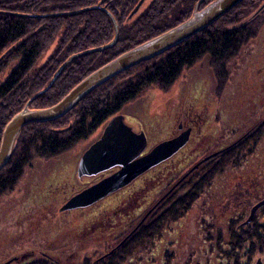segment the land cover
I'll list each match as a JSON object with an SVG mask.
<instances>
[{"label": "rangeland", "instance_id": "obj_1", "mask_svg": "<svg viewBox=\"0 0 264 264\" xmlns=\"http://www.w3.org/2000/svg\"><path fill=\"white\" fill-rule=\"evenodd\" d=\"M104 1L99 0L97 4H87L84 8L66 10V12L48 13V15H60L64 17L63 15H78L89 10L95 11L99 8H104L105 10L99 9L98 12H94L91 18L89 16L85 18V21L90 19L91 24L95 23L97 26L96 29L88 32L86 37L98 34L100 30L101 33L99 34L106 36L103 39L109 37V28L107 26L112 24V37L109 41L101 44L106 45L111 43L116 36L114 15H116V11L118 13L121 12L122 8L118 6L119 3L115 0L110 4L112 6H106V2L109 3L111 2L110 0ZM198 2H201V0H197L196 4ZM152 3L153 0H146L145 6H142L143 11H147ZM263 3L264 1L251 12L247 18L248 22L259 17V19L263 18L264 20V14L260 15L264 8L254 16ZM134 4L126 12L129 14V20L124 21V24L129 25V27L120 28L121 23L117 22L119 26L118 35L121 31H125L124 41L119 42L117 40L114 45L104 50L119 51L125 43H131L128 39L141 35L144 30H147V24L138 23L142 10L131 18L130 14L134 10ZM98 5L101 6L98 7ZM113 7L116 8L113 9ZM35 15L38 16L40 14ZM42 15L39 17H44ZM261 25L259 34L252 37L240 49L241 52L231 57L228 61L230 70L228 81L221 83L222 79L217 74L220 70L217 68L218 70L215 72L212 58L210 56L202 57L196 65L185 69L171 88L163 90L158 86L148 87L134 100L126 103L121 110V113L124 116L127 115L130 119L129 121H133L135 125L139 126L138 123H143L146 128L148 127L151 131L157 132L154 133V138H158L159 134H162V136L167 134L172 127L176 126L179 118L185 119L187 123L192 122L198 134L200 132L203 135L200 136L199 141L193 142L194 144L190 145L189 152L188 154L186 153L189 156L188 158L183 159L185 155L182 153L178 158L179 160L170 161L168 164L164 163V166L162 165L152 172L145 173L144 177L132 182L125 191L118 195L102 198L94 207L88 205L83 207L86 209H65L64 211H61V208L68 201L66 198L73 193H77V190L80 189L82 191L85 187L89 186L78 181L76 166L83 150L89 146L103 126L93 131L89 137L73 145L72 149L62 152L51 159H40L30 164L25 169L26 172L19 179L15 188L5 194H0V264L12 258V256L22 253L23 250H27L29 244L37 245V248H39L38 246L49 248V246L58 243L62 245V236H66L68 240L73 239L71 241L67 240V245L64 249V252L69 254L70 259L77 260L80 258L83 260L85 256L91 252L93 253L98 247V254L94 253L91 257L99 258L106 251V247H109L111 244L115 245L116 242L109 240L111 239V235H104V237L98 239H94V236L90 237L88 235L89 233L87 232H92L97 227L96 225L99 227L103 225V223L98 222L103 219V216L100 215L97 222L93 223L92 226L91 218H93L92 216L95 213H104L107 208L109 209V214L113 213L114 210L111 207L115 206V202L121 201L122 196L128 199L129 209H131V206L138 209L140 203L143 205L144 201L149 203L148 207L151 208V205L159 201L164 192L161 191V195L159 196L155 195L154 191L165 185V191L169 190L174 184V191L172 192H177L176 195L178 194V198H176L178 202L175 203H179V206L182 208H179V212H177L180 214L176 215L179 227L175 228L177 226L175 218L165 220L162 217L161 220L157 219V221L153 219L152 222H148L151 226L155 224L151 227V229L153 228L152 233L149 234L145 242L142 240L139 246H136V249L142 252V249L146 245L150 247L153 245L154 240L156 241L160 236H164L166 246L162 248L171 250L175 247L177 250V255L173 258L169 255L168 251L167 262L164 261L166 264H198L199 262L201 264H219L218 251H221V248H210L209 245L214 243L213 241L211 242V236L216 237L220 230L223 231V235L227 236L230 224L232 225L230 228L250 225L255 218H261L260 214L262 215V213L260 208L264 206H261L256 211L254 218L249 223L243 224L249 217L252 207L264 198V133L256 144H254L253 138L251 144L250 140L245 142L243 140L245 136L242 135L251 134L252 129L250 128L253 127L252 125L256 124V121H259L260 118L264 119V23ZM59 38L56 36L54 41L49 40L45 47L42 48L44 51L41 53L36 66L39 67L45 64L51 58L60 60V58L66 55L64 54L66 53L64 49L61 48ZM67 46L66 44L63 45V47ZM98 47L100 46L89 48ZM75 54L77 53L68 55L66 60L61 62L57 69L67 62L69 57ZM4 57L0 56V64L3 63L1 59ZM79 57H75L73 61L78 60ZM20 62L21 57L18 56L9 60L8 66L1 72L0 83L8 77L10 71ZM72 62L66 66L64 72H66V69H68ZM20 110L16 111V113ZM248 129L249 132H247ZM240 136L242 139H239V142L241 141L243 144L240 148L243 150V154L240 157L241 166L234 167V165L230 164L231 166H225L222 174L216 173L215 169H213V164L217 155L214 157H211V155L205 157V155L210 152L213 153L218 147L224 146L225 143L226 145L233 143L235 147L236 143H239L236 139ZM244 143L247 144V148ZM190 157L193 158L192 161H189L192 162L190 165L204 159V157L206 159L207 157L211 158L206 163L208 169L199 171L201 173L206 172L204 174H207V177L199 183L194 178L190 182L194 184L193 187L185 184L193 177L186 182L183 180L185 177L183 174L187 168L184 164L187 163ZM166 167L173 169V171L170 173H168V170L164 171ZM214 173L217 176L216 174L214 176ZM208 179H211L212 183H206ZM182 181L185 182L183 187H177ZM47 193L51 194L47 195ZM111 198L114 199L113 205H109V203H112ZM190 202L192 203L191 205H189ZM128 203H124V205ZM173 203V201L172 203H166L157 209V211L160 213L163 210L165 214L168 207L172 206ZM208 203L210 207L206 208L207 206L205 205H208ZM184 211L188 212L181 217V212ZM138 218H132L134 220L132 222L133 226L139 222L140 219ZM242 219L245 220L239 225ZM212 223L215 228L209 230L212 227ZM86 224L90 225V227L86 228ZM81 228L87 230V232L82 231L85 235L87 234L86 236L75 233ZM128 231L126 230L125 233ZM54 236L57 237V241L54 238V242H52L50 238ZM106 240H109V243ZM168 240H173V242L169 245ZM129 256L130 254L127 256L124 264H130ZM259 258L262 259V264H264V253L254 256L251 264H255ZM164 262L155 260L153 264H164ZM145 263L144 260L139 262V264Z\"/></svg>", "mask_w": 264, "mask_h": 264}, {"label": "trees", "instance_id": "obj_2", "mask_svg": "<svg viewBox=\"0 0 264 264\" xmlns=\"http://www.w3.org/2000/svg\"><path fill=\"white\" fill-rule=\"evenodd\" d=\"M98 1L0 0V56H5L1 59L3 63L0 64V75L3 69L8 66L11 58L21 57V62L0 83V144L6 123L16 111L26 105L29 98L47 86L57 71V67L66 60L68 55L87 50L89 47L100 46L112 37V24L107 26L109 28L107 39H103L106 37L104 34H99L100 30L98 31L99 35L86 37V34L92 29H96L97 26L95 23L92 25L90 19L85 21V18L88 16L91 18L92 14L98 12L99 9L89 10L78 15H63L64 17L48 15V13L76 10L86 7L87 4H97ZM115 1L122 8V11L120 10L119 13L116 11L115 15L118 22L121 23L120 28L129 27L124 24L129 16L126 12L135 3L134 7L138 0ZM196 1L155 0L146 13L139 18L138 23L147 24V30H144L141 35L128 39L131 43L124 42L125 45L119 51L101 50L80 56L78 60L69 65L66 72L56 80L54 85L31 102L30 106L42 108L55 104L69 92L70 88L102 64L182 22L194 12ZM262 1L264 0L241 1L228 13L218 18V21L198 32L197 35L153 59L133 66L95 88L60 119L28 123L20 133L16 149L9 162L0 170V194H5L15 188L19 179L26 172L25 169L34 161L51 159L72 149L73 145L89 137L93 131L104 126L107 120L122 112L126 103L134 100L148 87L158 86L163 90L171 88L182 72L196 65L202 57L210 56L212 58L215 72L218 70L217 68L220 70L217 74L222 79L221 83L228 81L230 77L228 61L241 52L240 49L252 37L259 34L261 24L264 23L263 18L259 19L260 17L250 22L247 21L251 12ZM115 8L113 7V9ZM35 14L40 15L36 16ZM41 14L44 17H39ZM262 14H264V10L260 15L262 16ZM124 33L125 31H121L119 34V42L124 41ZM56 36L60 37L61 48L64 49L66 53H63L66 55L60 60L51 58L45 64L36 66L44 51L42 48L49 40L54 41ZM64 44L68 46L63 47ZM251 133V135H245L244 141L250 140L251 144L253 138L254 144H256L264 133V119L260 118L259 121H256ZM242 145V143H238L235 147L224 150L221 155L217 156L218 158H215L213 169L216 173L222 172L225 166H231L230 164L235 166L241 164L240 157L243 150L240 148ZM244 145L247 148V144L244 143ZM206 183H212L211 179H208ZM179 205V203L173 204L167 214L162 217L165 220L176 218V215L180 214L177 213L181 208ZM260 210L261 218H255L250 225L230 228L232 226L230 224L227 236L223 235L222 230L217 233L216 237L211 236V242L214 243L209 245L210 248H221V251H218L219 264H251L254 256L264 253V206ZM244 220H240L239 225ZM211 226L209 230L215 228L213 223ZM132 236L136 239V244H132L127 250L123 249L117 253L116 257L104 264H124L127 255L132 253V247H136L142 242V229H138ZM39 264L49 263L45 261Z\"/></svg>", "mask_w": 264, "mask_h": 264}, {"label": "water", "instance_id": "obj_3", "mask_svg": "<svg viewBox=\"0 0 264 264\" xmlns=\"http://www.w3.org/2000/svg\"><path fill=\"white\" fill-rule=\"evenodd\" d=\"M241 1L243 0H213L202 9L199 8L201 2H198L194 8V12L184 22L164 31V33L160 35L154 36L152 39L143 41V43L138 44L133 47V49L122 52V54L111 59V61L101 65V67L81 79V81L72 87L69 93L63 96L56 104L42 108L37 107V109L31 108L30 103L54 85L58 77L64 72L66 66H68L75 57L88 54L89 52L110 48L117 42L119 39V27L114 19L116 36L111 43L100 45L98 48H89L88 50L80 51L69 57L68 61L57 69V72L50 79L47 86L32 96L26 102V106L13 115L6 123L0 144V170L9 162L16 149L15 147L20 138V133L28 123L49 122L60 119L62 116L68 114L71 109L80 103L81 99L90 94L95 88L109 81L112 77L122 73L124 70L132 68L133 65L153 59L166 50L174 48L188 38L197 35L198 32H201L212 23L218 21V18L228 13ZM141 3L134 8L131 16L137 13L141 7ZM98 7H100V5H98ZM263 8L264 3L254 16ZM102 9L105 10L104 8ZM108 122L109 123L104 129L103 136L84 152L83 158L79 163V170L88 169L87 173L94 175L96 173L106 172L108 169L116 168V166H118L119 169L110 175H106L105 178L94 184L85 187L84 190L75 193L64 204L61 211L65 209H75L77 207H86L96 203L107 195L128 185V183L139 177V174L149 170L150 167L159 164L162 160L170 158L171 155L177 153L188 141V132L182 133L176 138L160 143L150 150L148 154L138 157L147 143L145 137L142 135L136 143L134 141L135 133L126 121H124V116L122 114L115 115ZM126 136L129 137L127 144L121 147L122 143L120 142ZM217 154L218 152H214L211 157ZM208 158L210 157H207V159ZM263 205L264 198L259 200V202L252 207L249 217L243 224L249 223V221L254 218L256 211ZM262 263V259L259 258L255 264Z\"/></svg>", "mask_w": 264, "mask_h": 264}, {"label": "flooded vegetation", "instance_id": "obj_4", "mask_svg": "<svg viewBox=\"0 0 264 264\" xmlns=\"http://www.w3.org/2000/svg\"><path fill=\"white\" fill-rule=\"evenodd\" d=\"M105 1H109V0H105ZM110 1L111 2H109V3L106 2V4H107L106 6H111L110 4L112 3L113 0H110ZM141 1H142V3H141ZM154 1L155 0H153V2ZM210 1H212V0L201 1L199 8L202 9V8L206 7L207 4L210 3ZM139 3H141V7L139 8V10L137 11L136 14H138L139 11L142 10L141 11L142 13L139 15L140 17H142V15H144V13H146V11H143V9H142V6H145L146 0H138V2L136 3V5L133 8H135ZM99 9H102V8H99ZM136 14H134V15H136ZM134 15H132L131 18L134 17ZM189 16H187L185 19H183L182 22H184ZM114 18H115L116 22H118L115 15H114ZM126 20H129V18H127ZM182 22H180V23H182ZM180 23H178V24H180ZM178 24H176V25H178ZM167 30H169V29H167ZM162 33H164V32H162ZM162 33H160V34H162ZM150 39H152V38H150ZM118 114H122V113L120 112V113H117L115 115H118ZM122 115L124 116V114H122ZM113 117H111L109 120H111ZM109 120H107L106 123L104 124V126L101 128V130L99 132H97L96 137L93 138V140L90 142L89 146L83 150V153L81 154V157L78 160V163L76 166L77 167L76 173H77V178H79L78 181H80L82 184H84V183L86 185L93 184V183L105 178L106 175H109L113 172H116L118 169V167H116L113 169H108V170H106V172H100V173H96L94 175L88 174L87 173L88 169L79 170V168H80L79 163H80L81 159L83 158L84 152L86 150H88L93 145L94 142H96L97 140H99L103 136L104 129L107 126V124L109 123L108 122ZM129 120L130 119L128 118V116L125 115L124 121H126V123L132 128V131L135 133L134 141L137 143V141H139V138L143 135L145 137V141L147 142L145 145V148L140 152L141 154H139L138 157L148 154V152L150 150H152L154 147H156L160 143L168 141L169 139L176 138V137L180 136V134H182V133L188 132V141L181 147L180 150L177 151V153L171 155L170 158H167L165 160L160 161L159 164L150 167L149 170L139 174V177L134 179L132 182L138 181L140 178L144 177L145 173L152 172L153 170L160 168V166H162V165L164 166V163L168 164L170 161L174 162L175 160H177L180 157V155L182 153L185 155V157H183V159L188 158L189 156H187V154L189 152L188 150H189L190 145L193 142L199 141L198 139L200 138V136L203 135L200 132L198 134V131H196L192 122L187 123L185 121V119H183V118H179V122L176 124V126L172 127L167 132V134H165L163 136H162V134H159L160 136L158 135V138H154L155 136H153L154 133H157V132L151 131L148 127L146 128L143 123H138L139 124V126H138V125H135V123L133 121H129ZM252 126H253L252 128H254L255 123ZM252 128H250V129H252ZM247 132H249V129L247 130ZM251 134H248V135H251ZM242 135L245 136L244 134H242ZM196 137H198V138H196ZM128 139H129V137L126 136L125 138H123L121 140V142H120V143H122L121 147H123L127 144ZM239 139H242L241 136L238 137V139H236L237 142H239ZM243 140H244V138H243ZM235 141H234V143H235ZM239 143H241V141ZM237 144L238 143H236V145ZM231 148H233V143L228 144V145H226V143H225L224 146L218 147V149L214 152H218V154H217V156H218V155H221L222 152H224V150L231 149ZM214 152L213 153L210 152V153L206 154L205 157L214 154ZM205 157H204V159L199 160L198 162L194 163L193 165H190V164H192V162H189V161H192L193 158L190 157L189 160L187 159L188 160L187 163L184 164L187 166V168L185 169L186 172L183 174L185 176L183 180L186 182L188 179H191L192 177L193 178L191 180H189L187 183L182 181V183H179V185H177V187L182 188L184 183L189 187H193L194 184L190 183V182H192L194 178L197 179V183H199V182L203 181V179L205 177H207V174L206 175L204 174L206 172H204V173L199 172V171H202L203 169H208V167L206 166V163L209 162V160H211V158L206 159ZM236 166H241V164L236 165ZM236 166L234 165V167H236ZM168 167H166L164 169V171L168 170V173L173 171V169H168ZM196 171H198V172H196ZM205 171H207V170H205ZM219 173L222 174V172H219ZM215 174H214V176H215ZM63 175L67 176L66 174H63ZM216 176H217V174H216ZM171 178H173V177L171 176ZM132 182L128 183V185L124 186L123 188L118 189L117 191H115V192H113L107 196L109 197L110 195H118L119 193L125 191V189H127L128 186L130 184H132ZM52 183H53V181H52ZM52 183H51V185H52ZM174 186H175V184L172 186L171 189L165 191V189H166V185H165L162 188L159 187L157 191H154V194L159 195V196L161 195V191H164V192L162 193L159 201H157L155 204L151 205V208L148 207L149 203H146L144 201L143 205H141V203H140V205L138 206V209H136L132 206H131V209H129L130 205L128 203V199L122 196L121 197L122 200L115 202V206L111 207V209L114 210L113 213L109 214V211H108L109 209L107 208V210L104 213L98 212L92 216L93 217V218H91L92 226H93V223L97 222L98 217L100 215L103 216V219L100 220L101 222L100 221H98V222L103 223V225H100V227L98 225H96L97 227L96 228L93 227L94 229L92 232H90V231L87 232V230H83L84 227L81 229H78L75 232L77 235H83L84 232H82V231H86L87 233H89L88 235H90V237L94 236V239L104 237V235H111V239H109V240L116 242V244L115 245L111 244V245H109V247H106L105 248L106 251L99 258H92L91 257V255L94 253L98 254L97 253L98 252L97 250L99 249V247H98L93 251V253L91 252L90 254L85 256L83 260L80 258H78L77 260L70 259L69 254L64 252V249L66 248V245H67L66 243H67L68 239L66 238V236L65 237L62 236L61 237V241H62L61 244L62 245H59V243H58V244H55L53 246L52 245L49 246V248L48 247L43 248L41 246H38L39 248H37V245L29 244L27 250H23L22 253H19L15 256H12V258L4 261V263H6V264H39L40 262L47 261V263H49V264H104V263H106V261H109L110 259H113L114 257H116L117 253H120V251H122L123 249L127 250L132 244H136V241H135L136 239L132 235L135 232H137L138 229H142V233H143L142 240H144V242L146 241V239L149 237V234L152 233L153 228L151 229V227L155 225L154 224L151 226L148 224V222L149 223L152 222L153 219L155 221H157V219L161 220L162 214L164 215L163 210L159 213V211H157V209L161 208L162 205H165L166 203L167 204L170 202L172 203V201H173L174 202L173 204H175V202L178 201L176 199V198H178V194L176 195L177 192H175V193L172 192V191H174V189H173ZM177 187H175V188H177ZM79 191H81V190L80 189L77 190V192H79ZM49 194H51V193H47V195H49ZM73 195H74V193L66 199H69ZM111 200H112V203H109V205H113V203H114V199L111 198ZM99 201H101V200H99ZM99 201H97L96 203H98ZM96 203H94L90 206L94 207V205H96ZM124 203H128V204L124 205ZM173 204H172V206H173ZM191 204L192 203L190 202L189 205H191ZM205 206H207L206 208L210 207L209 203H208V205H205ZM77 208L86 209L83 207H77ZM77 208H75V209H77ZM170 208H171V206L168 207L167 212L169 211ZM75 209H72V210H75ZM167 212H165V214H167ZM187 212L188 211L181 212V214H182L181 217H183L184 214ZM136 217H139L138 219H140V220L138 223H136L133 226L132 222L134 220H132V218L136 219ZM175 220H176L175 223L177 224V226H175V228H177V227H179L178 226V219L175 218ZM85 227L86 228L90 227V225L86 224ZM126 230H129V231L127 233H125ZM86 235L84 234L83 236H86ZM55 236L53 238H50V240L52 239V242H54V238H56V241H57V237H55ZM105 238L107 239V237H105ZM83 239H85V238H83ZM71 240H73V239H71ZM71 240H68V241H71ZM109 240H106V242L109 243ZM174 241H176V240H174ZM172 242H173V240H168L169 245ZM165 244H166V239H164V236H160L159 238L156 239V241L154 240V243L152 246L149 247V245H146L144 247V249H142V252L138 251L136 249L137 247H135V246L132 247V251H131L132 253L129 256V259H130L129 263L130 264H139V262H141L142 260H144V262H146L145 264H153L155 260L167 262L166 258L168 255V251H169V255H171L173 258L175 255H177V250L175 249V247L171 250L163 249L162 247L166 246ZM93 247H95V246H93ZM38 255H41V256H38ZM140 258H141V260H140ZM165 262H164V264H166Z\"/></svg>", "mask_w": 264, "mask_h": 264}]
</instances>
